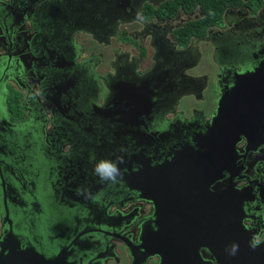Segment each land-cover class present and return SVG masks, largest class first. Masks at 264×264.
<instances>
[{"label":"flooded vegetation","instance_id":"af4514ba","mask_svg":"<svg viewBox=\"0 0 264 264\" xmlns=\"http://www.w3.org/2000/svg\"><path fill=\"white\" fill-rule=\"evenodd\" d=\"M165 1L17 0L9 6L12 20L0 18V57L39 66L30 79L0 77V239L11 226L43 252L62 247L71 264H159L158 254L144 256L139 245L145 229L158 228L153 199L120 182L123 169L115 180H101L95 161L124 169L133 155L144 167L163 161L212 125L221 89L232 87L238 73L264 72V0L228 1L222 17L186 43L175 33L203 10L180 7L169 15ZM78 28L112 45L110 55L86 53ZM122 36L133 40L129 47L113 41ZM205 56L213 69L199 72ZM100 59L105 66H97ZM141 82L159 94L138 109L118 102L122 85ZM39 83L49 107L37 106ZM14 89L24 106L17 116L9 106ZM211 91L208 117L196 99L207 102ZM185 98L195 103L186 107ZM122 113L129 124L120 122ZM257 114L247 123L259 137L242 135L232 171L224 170L219 184L233 181L246 191L243 223L264 241V115ZM202 256L216 264L207 249Z\"/></svg>","mask_w":264,"mask_h":264},{"label":"water","instance_id":"95a60500","mask_svg":"<svg viewBox=\"0 0 264 264\" xmlns=\"http://www.w3.org/2000/svg\"><path fill=\"white\" fill-rule=\"evenodd\" d=\"M16 1L0 0V18L12 20L9 6ZM0 68V77L8 76L5 79L8 82L20 77L30 79L39 66H27L23 60L0 57ZM259 70L240 72L232 87L221 89L212 125L194 138L193 143L171 151L155 165L150 161L144 167L138 163L140 160H134L136 155L131 157L127 169L117 163L118 168L123 169L120 182L141 190L155 203L154 222L158 228L143 231L139 245L145 248L144 256L158 254L159 264H208L202 256L207 249L216 264H264V241L253 249L250 242L254 235L243 223V204L249 201V196L233 181L223 187L219 184L223 171H232L236 144L242 135L247 140L259 137L249 130L251 126L247 123L253 113L264 115V72L259 74ZM147 86L144 82L122 85L124 93L116 96L118 102L127 99L138 109L144 101L149 102L159 94ZM33 89L38 108L49 107L44 83H39L38 87L35 84ZM39 94L43 102L39 101ZM22 101L20 104L24 109ZM27 102L28 96H25L24 104ZM123 120L129 124V117L122 113L120 122ZM147 158L153 161L152 157ZM161 158L154 157V160ZM56 167L60 177L62 164L57 162ZM126 175L130 176L128 180ZM61 191L65 193V188ZM23 238L8 226L0 239V264H71L62 257V247L55 253H46L32 239L23 241ZM233 244L238 246L235 254H231Z\"/></svg>","mask_w":264,"mask_h":264},{"label":"trees","instance_id":"16d2710c","mask_svg":"<svg viewBox=\"0 0 264 264\" xmlns=\"http://www.w3.org/2000/svg\"><path fill=\"white\" fill-rule=\"evenodd\" d=\"M228 1L234 2V0H167L162 4V9L168 8L169 15H174L180 7L187 11L193 10L196 7L203 10V14L200 15L197 21H188L184 27L179 28L175 33V39L180 40L181 43H186L190 39V36L198 29L201 30L200 34L202 35L206 31L207 23L218 21L222 17L229 3ZM237 2L241 3V0H237ZM188 33L190 34L186 37ZM16 99H19V101ZM20 100V97H14L12 94L9 95V106L13 113L15 112L13 111L14 107H12V103L15 102L17 104L15 109L20 110L22 107Z\"/></svg>","mask_w":264,"mask_h":264},{"label":"rangeland","instance_id":"374dc122","mask_svg":"<svg viewBox=\"0 0 264 264\" xmlns=\"http://www.w3.org/2000/svg\"><path fill=\"white\" fill-rule=\"evenodd\" d=\"M78 29H81L78 32L82 31L83 33H85V35L84 34H80L81 35L80 39L83 42H85V47L87 49L86 53H88V51H89V52H92V55L93 54L98 55V53L101 52V53H103L105 59L110 55V51L112 49V45H110V47H109V45L102 44L101 41H98L95 38H93L92 36H90L89 32H87V29H82V28H78ZM87 37L92 39V44H90L89 41H86ZM113 41L114 42H118L119 41L121 44L125 43V46L129 47L130 44H129L128 41H133V40L129 39V38H125V37L122 36V37H115ZM138 52L140 53V50H138ZM138 52L136 51V53H138ZM140 55H142V54L140 53ZM97 66H105V62L100 59L98 61V63H97ZM197 69H198L197 71H199V72H207L208 70H212L213 66H211L210 59L207 56H205L203 61L201 62V64H199V67ZM12 95L14 97H20L21 98L20 93L15 91V89L12 90ZM213 97H214V94L211 91V93L208 92L206 94V100H208L207 102L201 101V98L196 99L197 105H199L203 109L205 115L208 116V117L211 115V113H212V111L214 109V106H215V102L213 101ZM16 100L19 101V99H16ZM184 100H185L184 106H186V107H188V106L192 105L193 103H195L194 100H192L191 98H189V99L185 98ZM12 107H14L13 111L15 112V115L16 116H17V114L19 115L18 112L20 110H18V109L16 110L15 109L17 107V104L15 102L12 103Z\"/></svg>","mask_w":264,"mask_h":264},{"label":"clouds","instance_id":"9594fccd","mask_svg":"<svg viewBox=\"0 0 264 264\" xmlns=\"http://www.w3.org/2000/svg\"><path fill=\"white\" fill-rule=\"evenodd\" d=\"M92 159H95L94 157ZM122 162V161H121ZM94 173L100 177L101 180H115L119 175V168L117 163H114L106 158L96 160L93 166ZM260 244V239L254 236L250 242V246L254 249ZM238 246L233 244L231 254H235Z\"/></svg>","mask_w":264,"mask_h":264}]
</instances>
